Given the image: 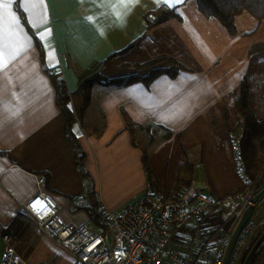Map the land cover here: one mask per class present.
<instances>
[{
    "label": "crops",
    "instance_id": "1",
    "mask_svg": "<svg viewBox=\"0 0 264 264\" xmlns=\"http://www.w3.org/2000/svg\"><path fill=\"white\" fill-rule=\"evenodd\" d=\"M159 11L177 16L154 23ZM234 27L230 34L201 15L195 0H0V254L6 231L25 264H73L18 215L39 193L56 203L65 223L96 230L74 198L99 194L106 210L117 212L143 194L173 192L186 164L193 166L190 188L218 198L243 190L229 129L238 124L243 79L250 109L264 120V19L243 11ZM160 58L182 69L148 86L96 85L86 107L76 92L78 75L92 66L108 79L144 76L148 70L136 65ZM50 74L71 94V129L86 176L65 138ZM148 126L171 133L153 132L149 178L142 165ZM36 177L45 179L40 189Z\"/></svg>",
    "mask_w": 264,
    "mask_h": 264
},
{
    "label": "built area",
    "instance_id": "2",
    "mask_svg": "<svg viewBox=\"0 0 264 264\" xmlns=\"http://www.w3.org/2000/svg\"><path fill=\"white\" fill-rule=\"evenodd\" d=\"M236 168L242 177L243 190L225 197L190 188L179 195L146 193L117 212L107 211L99 194L94 201L106 212L107 231H92L86 225L68 224L59 207L48 196L39 193L28 204L18 208V215L30 219L49 239L65 250L73 264H223L231 237L244 211L252 208L248 222L237 235L228 264H241L256 236V220L264 206L254 198L262 187L259 181L248 184L238 155L239 145L232 137ZM45 183L36 177V185ZM76 209L89 205L88 196L72 200ZM218 223L202 228L203 235L184 239V229H198L205 220ZM177 240H182V244ZM0 264H25L15 251L12 240L1 236Z\"/></svg>",
    "mask_w": 264,
    "mask_h": 264
},
{
    "label": "trees",
    "instance_id": "3",
    "mask_svg": "<svg viewBox=\"0 0 264 264\" xmlns=\"http://www.w3.org/2000/svg\"><path fill=\"white\" fill-rule=\"evenodd\" d=\"M198 11L204 17H214L220 24L226 28L230 34L236 32L234 27V19L237 15L243 11H247L254 18L258 20L264 19V0H195ZM157 17L154 23H162L168 19L174 18L177 15L174 11H159L156 13ZM254 51H258V47L254 48ZM264 52V51H263ZM167 61L168 67L161 68L157 67L161 62ZM137 69L145 70L148 72L143 76L139 74H133L124 78H112L108 79L102 76L99 70H96V66H92L89 69L82 71L78 75V87L76 92H82L84 96V107H86L91 99V94L94 86H113V87H124L133 83L140 82L148 86L156 77L166 74L170 77L176 76V74L182 69V66L175 60L170 58H160L157 60L150 61L143 65H136ZM52 85L55 89V100L56 105L60 109L64 117V135L66 140L70 143L74 155L76 158V166L83 176H86L83 167L84 155L81 151L75 136L72 133V125L74 123V115L68 107L71 94L68 92L64 81L60 80L56 75L50 74ZM249 88L246 79L241 81L240 95L236 102V116L238 117L237 127L229 129L231 137L235 138L239 145L238 155L244 166V175L247 178L248 184L252 185L255 183L259 176H262L259 181V186L264 185V120L258 121L252 110L248 105ZM130 132L134 131V127L129 126ZM145 131L150 135L147 146L143 150L142 165L143 169L149 178V165H148V151L147 149L151 146L154 139V133L163 132L164 137L169 138L170 132L162 127L148 126L144 128ZM193 180V166L186 164L180 169V175L178 182L176 183L171 195H179L188 189H190ZM89 205L83 210H86L90 220L92 221L95 228L98 230H92L96 232L107 231V219L106 212L102 211L101 205L94 201V194H88ZM218 223L217 219L210 218L205 220L204 225H200L198 229L186 228L184 229L185 237L188 241L193 240L198 235H203L202 228L208 227ZM264 232V227L261 232H258L253 238L250 247L246 251L242 263L246 256L250 252L252 246L256 240L260 237L261 233ZM2 235H8L6 231H2ZM198 236V237H199ZM181 242L177 240L175 243ZM264 249V246H263ZM252 264V262H251Z\"/></svg>",
    "mask_w": 264,
    "mask_h": 264
},
{
    "label": "water",
    "instance_id": "4",
    "mask_svg": "<svg viewBox=\"0 0 264 264\" xmlns=\"http://www.w3.org/2000/svg\"><path fill=\"white\" fill-rule=\"evenodd\" d=\"M264 200V185L262 188L259 190V192L256 194L254 198V202L256 205H259L262 203ZM252 208H248L244 211L238 225L236 226V229L231 237L228 249L226 251L225 257H224V262L223 264H228L229 256L232 250V247L234 245V242L237 238L238 233L240 230L243 228V226L248 222L251 213H252ZM264 246V232L261 233L260 237L256 240L254 245L252 246L250 252L246 256L245 260L243 261V264H251L253 258L259 253V251L263 248Z\"/></svg>",
    "mask_w": 264,
    "mask_h": 264
},
{
    "label": "rangeland",
    "instance_id": "5",
    "mask_svg": "<svg viewBox=\"0 0 264 264\" xmlns=\"http://www.w3.org/2000/svg\"><path fill=\"white\" fill-rule=\"evenodd\" d=\"M262 206H264V200L262 201ZM264 227V210H262L256 220V234L261 232ZM97 229V228H95ZM99 229V228H98ZM97 229V230H98ZM252 264H264V249L262 248L259 253L253 258Z\"/></svg>",
    "mask_w": 264,
    "mask_h": 264
},
{
    "label": "snow or ice",
    "instance_id": "6",
    "mask_svg": "<svg viewBox=\"0 0 264 264\" xmlns=\"http://www.w3.org/2000/svg\"><path fill=\"white\" fill-rule=\"evenodd\" d=\"M0 63H2V57H0Z\"/></svg>",
    "mask_w": 264,
    "mask_h": 264
}]
</instances>
